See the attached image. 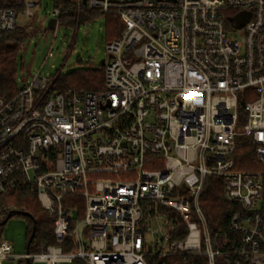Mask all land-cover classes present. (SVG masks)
<instances>
[{"label":"built area","instance_id":"1","mask_svg":"<svg viewBox=\"0 0 264 264\" xmlns=\"http://www.w3.org/2000/svg\"><path fill=\"white\" fill-rule=\"evenodd\" d=\"M74 2L122 23L106 43L105 89H54L58 73L39 71L0 96V195L34 191L55 239L34 238L22 255L0 239V264H148L172 254L264 264V0ZM36 5L0 8V38ZM243 11L251 15L237 27ZM60 15L54 7L53 30ZM243 144L258 169H237ZM207 176L221 177L237 205L230 235L208 228ZM25 211L0 203V221Z\"/></svg>","mask_w":264,"mask_h":264},{"label":"trees","instance_id":"2","mask_svg":"<svg viewBox=\"0 0 264 264\" xmlns=\"http://www.w3.org/2000/svg\"><path fill=\"white\" fill-rule=\"evenodd\" d=\"M54 7L61 8L59 24L61 26H75L79 21L96 13L85 8L77 11L74 0H54ZM0 8L23 9V0H0ZM107 15V41L119 36L122 23L111 14ZM37 28H29L26 25L18 26L13 31H8L0 38V96L10 97L19 91V54L22 51L29 36L36 33ZM24 69V65H22ZM52 88L58 90L74 89L77 91H100L105 89V65L100 67H78L67 74H58ZM244 98L241 99V104ZM240 106L241 117L243 111ZM241 118V119H242ZM237 169H258L254 148L250 145H241L236 153ZM0 203H12L25 206L30 217V229L28 239L36 225L35 240L33 242L55 243L53 236L54 220L50 218L34 191L18 189L8 195H0ZM200 205L206 216L208 228L212 233L221 231L230 235L228 227L229 214L237 205L228 202L223 194V180L217 176H207L203 192L200 197ZM81 209L78 210L80 214ZM63 249L68 250L66 244ZM148 264H206V258L194 254H172L166 257L149 256ZM229 264V263H224ZM230 264H234L233 262Z\"/></svg>","mask_w":264,"mask_h":264},{"label":"rangeland","instance_id":"3","mask_svg":"<svg viewBox=\"0 0 264 264\" xmlns=\"http://www.w3.org/2000/svg\"><path fill=\"white\" fill-rule=\"evenodd\" d=\"M35 16L19 18V23L29 28H37L29 36L19 54V77H30L29 73L41 72L51 78L55 74H67L78 67H100L102 59H107V15L97 10L90 17L83 19L78 26H58L56 30L48 28L52 18L54 0H35ZM76 25V24H75ZM24 65V69H22ZM30 216L14 214L6 223L0 225V239L8 240L13 246V253L22 255L27 252ZM15 259L6 264H18ZM33 264H46L35 262ZM82 264V263H75Z\"/></svg>","mask_w":264,"mask_h":264},{"label":"water","instance_id":"4","mask_svg":"<svg viewBox=\"0 0 264 264\" xmlns=\"http://www.w3.org/2000/svg\"><path fill=\"white\" fill-rule=\"evenodd\" d=\"M84 3H86V0H84ZM251 15L250 11H243L241 13H239L238 15L234 16L232 18V20L235 21L237 27H241L244 23H246L249 19ZM55 23H56V18L52 17L48 20V28L50 29H54L55 27ZM111 57V56H109ZM102 65H105L106 63V59H102L101 61ZM21 214H25L31 217V215L28 212H22ZM12 216V214H9L6 218H4L3 220L0 221V225H3L4 223H6V221L8 220V218ZM74 217H76V213L74 214ZM35 233H36V225L33 226V231L28 239V243H27V249L29 248L30 244L32 243L34 237H35ZM28 264H30V262H28Z\"/></svg>","mask_w":264,"mask_h":264}]
</instances>
